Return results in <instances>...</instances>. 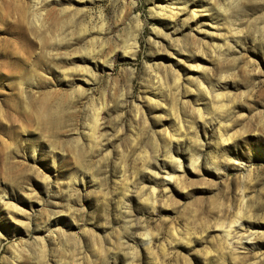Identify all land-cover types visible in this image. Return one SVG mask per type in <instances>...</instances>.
I'll use <instances>...</instances> for the list:
<instances>
[{"label": "rangeland", "instance_id": "374dc122", "mask_svg": "<svg viewBox=\"0 0 264 264\" xmlns=\"http://www.w3.org/2000/svg\"><path fill=\"white\" fill-rule=\"evenodd\" d=\"M0 264H264V0H0Z\"/></svg>", "mask_w": 264, "mask_h": 264}, {"label": "bare ground", "instance_id": "6f19581e", "mask_svg": "<svg viewBox=\"0 0 264 264\" xmlns=\"http://www.w3.org/2000/svg\"><path fill=\"white\" fill-rule=\"evenodd\" d=\"M240 240H242V239L240 238Z\"/></svg>", "mask_w": 264, "mask_h": 264}]
</instances>
